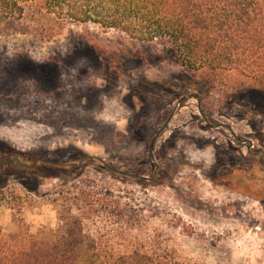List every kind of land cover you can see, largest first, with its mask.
<instances>
[{"label": "rangeland", "instance_id": "obj_1", "mask_svg": "<svg viewBox=\"0 0 264 264\" xmlns=\"http://www.w3.org/2000/svg\"><path fill=\"white\" fill-rule=\"evenodd\" d=\"M263 94L264 74L190 71L93 22H4L0 148L78 171L11 173L0 264L85 247L105 263L264 264Z\"/></svg>", "mask_w": 264, "mask_h": 264}, {"label": "trees", "instance_id": "obj_2", "mask_svg": "<svg viewBox=\"0 0 264 264\" xmlns=\"http://www.w3.org/2000/svg\"><path fill=\"white\" fill-rule=\"evenodd\" d=\"M36 16L118 29L133 39L161 45L190 71L208 67L264 74V0H0V25ZM35 165L32 157L2 146L0 190L11 173L30 175ZM36 166L56 172L39 174L37 179L68 176L67 171L71 177L78 171L76 166L52 161ZM25 186L36 190L29 182ZM73 229L62 227L66 237L74 235ZM60 256L63 259L48 253L39 264H116L92 259L87 247L66 250ZM20 257L18 263L14 255L10 264L32 258L26 252ZM119 258H124L120 264H134L129 261L132 256Z\"/></svg>", "mask_w": 264, "mask_h": 264}, {"label": "flooded vegetation", "instance_id": "obj_3", "mask_svg": "<svg viewBox=\"0 0 264 264\" xmlns=\"http://www.w3.org/2000/svg\"><path fill=\"white\" fill-rule=\"evenodd\" d=\"M196 97H197L198 101L200 102V103H199V107H198V109H199V111L201 112V111H202V106H201V94H198ZM181 100L185 101V100H184V97H182ZM252 126H253V128H255V125H252ZM259 131H260V129H259ZM259 139H260V142L264 143L263 135H262V136H259ZM261 148H262V150H263V147H261ZM33 169H38L37 171L35 170V172L33 173L35 176H38L39 174H43V173H44V170H42V167H41V166H34ZM45 170H47V169H45ZM55 173H56V172H54V174H55ZM31 186H32V187H35L34 189H37V187H38L39 185H38V182H32V183H31Z\"/></svg>", "mask_w": 264, "mask_h": 264}]
</instances>
